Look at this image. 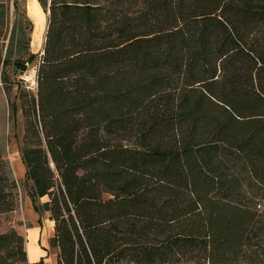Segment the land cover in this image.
I'll return each mask as SVG.
<instances>
[{
  "label": "trees",
  "instance_id": "16d2710c",
  "mask_svg": "<svg viewBox=\"0 0 264 264\" xmlns=\"http://www.w3.org/2000/svg\"><path fill=\"white\" fill-rule=\"evenodd\" d=\"M37 1L42 50L18 19L0 82L56 263L264 264V0ZM16 205L0 147V213ZM24 243L0 233V264Z\"/></svg>",
  "mask_w": 264,
  "mask_h": 264
},
{
  "label": "rangeland",
  "instance_id": "374dc122",
  "mask_svg": "<svg viewBox=\"0 0 264 264\" xmlns=\"http://www.w3.org/2000/svg\"><path fill=\"white\" fill-rule=\"evenodd\" d=\"M1 1L0 4L2 3ZM12 3L13 0H10L9 9L2 11L0 7V55L3 57L5 55L8 39L16 21L20 19L19 21L23 22L24 17H27L33 25L30 34L29 49L33 53L41 52L46 30L47 12H45L37 0H19L20 11L18 13H15ZM2 12L5 14L4 21L2 19ZM2 23L3 25L1 26ZM4 72L7 80L12 82H15V79L23 80L25 77H28L27 82L23 80V86L27 89L35 90V67L33 65H30L22 75L15 73L11 64L6 66ZM17 91L18 85L14 83L8 100L3 89V83L0 82V147L9 164L11 176L16 181L17 192V205L15 209L10 212L0 213V233L15 229L26 240L27 232L32 230V226L35 225L37 227L36 229L38 227L41 228L42 237L48 239L53 231L52 225L46 213L40 215L33 208L31 181L26 177L25 167L20 157L19 142L24 125L21 112L17 108ZM10 103L16 106L15 112L12 111ZM38 202L37 200L36 203L38 204ZM27 206H30L36 212L38 220H29L30 217L26 214ZM46 257H51L53 264H55V255L52 249H48Z\"/></svg>",
  "mask_w": 264,
  "mask_h": 264
},
{
  "label": "crops",
  "instance_id": "0c3cea01",
  "mask_svg": "<svg viewBox=\"0 0 264 264\" xmlns=\"http://www.w3.org/2000/svg\"><path fill=\"white\" fill-rule=\"evenodd\" d=\"M26 214L30 217L29 220H38V215L36 216V212L32 210L30 206L26 207ZM48 220L53 228V221L50 219ZM36 228L37 227L33 225L32 230H29L26 234L25 249L27 253V263L30 264L43 259L44 264H53L52 258L46 257L49 249L48 239L42 237V230L40 227H38V229ZM54 260L55 264H57L56 259Z\"/></svg>",
  "mask_w": 264,
  "mask_h": 264
},
{
  "label": "built area",
  "instance_id": "2783aa9c",
  "mask_svg": "<svg viewBox=\"0 0 264 264\" xmlns=\"http://www.w3.org/2000/svg\"><path fill=\"white\" fill-rule=\"evenodd\" d=\"M23 80H24L25 82H27V81H28V77H25ZM23 80H21V81H23ZM35 87H36V81H35Z\"/></svg>",
  "mask_w": 264,
  "mask_h": 264
},
{
  "label": "water",
  "instance_id": "95a60500",
  "mask_svg": "<svg viewBox=\"0 0 264 264\" xmlns=\"http://www.w3.org/2000/svg\"><path fill=\"white\" fill-rule=\"evenodd\" d=\"M47 14H48V12H47Z\"/></svg>",
  "mask_w": 264,
  "mask_h": 264
}]
</instances>
